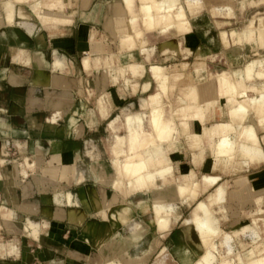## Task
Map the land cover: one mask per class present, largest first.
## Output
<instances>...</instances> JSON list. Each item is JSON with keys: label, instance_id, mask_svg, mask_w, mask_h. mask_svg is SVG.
I'll return each instance as SVG.
<instances>
[{"label": "crops", "instance_id": "obj_1", "mask_svg": "<svg viewBox=\"0 0 264 264\" xmlns=\"http://www.w3.org/2000/svg\"><path fill=\"white\" fill-rule=\"evenodd\" d=\"M38 1L41 8L34 9L37 14L34 16L29 4H37ZM101 1L105 6L91 7L93 0H29L27 3L10 0L1 3L0 38L2 44H0L7 50L0 53L2 63L0 90L7 88L3 91L7 95L10 94L14 102L6 104L7 108L1 104L0 112L9 110L11 116L19 112H50V116L40 114L30 117L27 124L28 131L24 130L25 133H28L26 136L33 137L30 139L28 137L24 144L27 145L29 141L31 143L30 147L33 153L31 162L39 161L34 170L41 172L43 162L48 161V166L42 172L49 175L51 179L59 178L67 182H71V180L82 182L86 180V177L93 176L96 178L97 185L108 186L107 190H104V200H98L99 206L94 203L95 208L100 210L97 213L102 216L109 210L110 200L114 196L111 184L115 179V174L112 179L102 178L105 171L103 166L98 164L100 154L94 153V150L98 149L95 146L96 141L101 140V137L97 136L100 135L97 129L110 130L113 120L119 116L120 121L117 125L119 124L120 130L118 134L124 136L126 129L121 125L123 114L129 111H148L141 107L140 99L149 98L151 93L157 89V84L151 73L153 65L163 67L165 72L178 77L177 84L175 83L174 88L168 93V98L162 99L166 116L171 120L174 117V110L182 105L177 98L185 97L186 87L195 86L198 89L195 108L199 107L198 105L206 99L205 93L209 90L212 94L210 95L211 101H215L216 104L210 105L206 110L202 108L203 119L198 117H195L194 120L174 118V131L170 135V140L163 142L161 148L162 159L159 162L154 161L146 174L151 186L150 189L145 190L144 194L148 200L147 210L142 212L133 202V196L126 197L124 194H118L120 199L115 203L125 202L128 204L131 207L132 216L143 226V235L149 236L150 249L140 264H146L150 255H154L157 259L161 256L160 264H171L172 262V264H181L173 251L179 243L184 242H189L193 246V261L201 253L195 244H201L203 249L209 248L212 235L202 236V231L195 232L192 228H189L187 233L185 230L189 225L194 224L196 218L192 217V223L185 225L183 220L187 217L184 213L187 209L191 211L196 202L212 194L219 184L226 187L227 194L224 204L226 212L224 216L221 213L217 215H219L220 224L226 225L227 231L240 228L243 224L251 222L252 218H264V117L259 119L254 116L252 119H246L249 108L245 107L244 110L238 111L236 108L240 102L238 96L213 99V94L217 92L219 79L224 77L233 80L240 78L244 86L247 87L249 95L260 96V93L264 92V73L261 72V64L264 61V45L255 44L256 34L251 37L253 44L240 37L239 41L234 42L230 37L231 30L241 31L253 20L255 26H259L260 23L264 25V11L261 10L264 7V0H203L205 7L198 6L199 0H181L192 24L189 35L178 36L174 32H169L166 35L156 31L145 32L143 44H138L131 49L128 48V45L123 46L122 41L128 35H133L143 29L139 15V0ZM119 6L122 10L118 12ZM9 7L13 9H8ZM217 7L231 9V15H226L223 10L221 13L214 14L212 9ZM58 11L68 17L69 21L66 23L54 21L42 23L43 20H47L48 15L55 16ZM21 14H30L33 27L27 29L23 26L20 27ZM194 15L195 17H192ZM101 16L103 24L98 26L97 22L100 23ZM239 22L240 26H236ZM104 31L110 32L115 39L107 43L104 38L105 34H100ZM222 31H226L228 34L226 42L222 41ZM253 32L255 33L254 30ZM100 35L101 37L98 38ZM87 56L90 57V70H85L83 64V60ZM130 63L141 66L142 70L136 75H132L129 71L122 74L118 70ZM98 64L101 67L98 66L97 69ZM248 67L249 72H247ZM235 69L242 70L243 76L240 73L238 77L235 74ZM10 75L17 77L14 84L10 81ZM90 83L94 87L90 86ZM171 84H173L172 81ZM2 95L3 93H0V96ZM93 97L94 101L91 105L90 101ZM102 100L104 103H101ZM15 101L19 103H15ZM62 116L66 119L64 132L60 135V139L57 137L45 138L41 131L44 124L54 127ZM2 118L0 113V133L5 134L10 124ZM216 123H231L233 125L234 129L229 133L236 147L233 160L219 158L216 151L217 137L203 136L199 132L201 134L199 143H195V146L190 141V137L195 135L196 129L205 125L207 130L212 132ZM245 124L251 125L255 129L260 147L238 143ZM110 133L112 134L111 130ZM108 154V160L111 161V150ZM46 155H49V159ZM24 162L28 163L21 165L20 173L25 176L26 169L32 168V164L28 157L24 158ZM64 168H68L65 177H63ZM206 175L217 176L218 180L215 185L204 191L202 181ZM15 176L18 175H12L9 170L4 172L0 169V227L3 226L6 234H15L14 238L17 234L25 233L26 237H30L41 245L44 240L53 241L58 238L64 227L69 230L79 227L81 233L74 238L77 242L73 243L72 249L75 251L83 245L89 246V238H87L88 242L80 239L81 225L71 226L66 215L59 218L53 213L61 209L66 214L69 208L81 210L78 207H82L83 211L85 206L90 209L83 220V224L86 225V219L92 210L91 203L88 204L89 202L84 199L82 205L74 207L64 199L62 194L61 196L67 204L63 203L62 205L66 209L61 205L53 210L52 207L45 204L47 202L45 200H26L25 197L29 189H27V185H15ZM38 182L41 184L40 181ZM39 184L37 183L36 188L41 192ZM132 184L130 183L126 187L127 193H130ZM184 185L188 186L191 192L181 196L176 188ZM7 186L14 187L12 193L9 194ZM17 186L21 192L19 195L16 194ZM161 188L164 191L161 200L173 205V216L168 214L164 218L166 228L170 223V229L164 236L163 232L158 231L159 218L152 212L153 201ZM91 189L97 195L98 191L94 186ZM80 191L83 192L82 189H79ZM107 191L111 192L110 196L107 195ZM65 192L78 198V192L75 194L71 191ZM85 194L87 195V193ZM87 196L89 197V195ZM57 197L56 195L55 198ZM57 200L59 199L57 198ZM26 203L34 205L35 210L24 205ZM2 209L5 211L4 216H2ZM198 209H202L200 203ZM7 210H15L43 226L34 232L28 228L29 226H26V221L25 224H22V221L18 219L4 218ZM30 210H34V212L32 213ZM47 211L49 214H45ZM154 216L157 217L155 223ZM111 219L110 216L108 221ZM112 220L111 222L121 230V224ZM168 221L171 222L168 223ZM185 222L189 223L190 219ZM148 228L151 229V232L148 231ZM118 229L115 230V235L121 232H118ZM30 230L31 234L38 239L28 235ZM232 232L234 234L235 231ZM2 238L0 236V264H28L18 258L23 254L21 247ZM116 240L118 242L120 237ZM249 242L248 234L240 235L234 240L235 248L241 251L246 264L253 258V252L264 251V241L261 246L242 251L241 245H249ZM9 244L16 247L13 252L10 251ZM164 246L168 249L160 253ZM129 247L126 250H131V246ZM114 250V255L123 257V262L120 263L128 264L126 263L127 253H125L127 251H121L118 247H115ZM25 254L26 252L23 255ZM34 255L27 253V256L33 258ZM52 255L54 259H58L56 254ZM53 258L47 263L55 264ZM72 262V258L68 257L67 264H73ZM44 263L46 261H32L29 264Z\"/></svg>", "mask_w": 264, "mask_h": 264}, {"label": "bare ground", "instance_id": "obj_2", "mask_svg": "<svg viewBox=\"0 0 264 264\" xmlns=\"http://www.w3.org/2000/svg\"><path fill=\"white\" fill-rule=\"evenodd\" d=\"M17 1H23L24 3L29 2V0H17ZM139 3H140L139 15L143 29L135 32L133 35H128L127 38H124L122 41L123 46L128 45V48L131 49L138 44L139 45L143 44V41L145 40L143 36L144 33L150 31L164 33L163 35H166L169 32H174L178 36H187L191 33L192 24L189 15L186 12L185 7L183 6L181 0H139ZM199 5L205 7L204 1L199 0L198 6ZM29 6L34 16L36 14L34 9L36 7L41 8L40 2L37 4L36 3L29 4ZM119 8L120 9H118V12L122 10L121 6H119ZM212 10L214 14L221 13V10H223L225 11L226 15L228 16L231 15V9L225 7H217ZM191 13H194V11H191ZM30 17H31L30 14L29 15L21 14L20 19L22 20V22L20 24L21 25L20 27L23 26L26 29L31 26L33 27ZM192 17H195V15ZM47 21L66 23L69 21V18L60 14L58 11L56 12L55 16L48 15L47 20L46 21L43 20L42 23ZM1 24H2V13L0 7V25ZM253 30L255 31V33L253 32ZM253 35L257 36L256 39L257 41L255 44L264 45V25L260 23L259 26H255L254 20L248 23L243 30L241 31L231 30L230 32V37H232L234 42L239 41V37H240L243 40L246 39L251 44H253V40L251 38ZM221 37H222V41L226 42L228 38L227 32L222 31ZM83 64L85 70H88L90 68L89 56L85 57V59L83 60ZM98 66L101 67L98 64L96 66L97 69ZM118 70L122 74H124L126 71H129L132 75H136L137 73H139L140 70H142V68L141 66L135 63H130L123 69H118ZM165 71L166 70L163 67H160L158 65H153L151 67V73L153 75L155 82L157 83V89L154 93H151L149 98L140 99L141 107L144 110L148 109V111H142V112L129 111L123 114L121 125L123 128L126 129V134L124 136L118 134L120 130L119 124L117 125V123H119L120 121L119 116L115 120H113V123L110 125V130L113 134L112 135L113 144L111 146V154H112L111 164L115 174V179L111 185H112V189L114 190V196L110 200L109 210L106 213H103L102 217L107 218V216L109 215L112 217V219L118 221L121 224L122 226L121 233H119L120 240L118 241L117 246L118 249L121 251H125L129 246H131V250H126L127 252H125L127 253L126 263L128 264H140V261L144 260L146 254L150 249V243H149V236L143 235L144 229L142 224L140 223V221H138L135 217L132 216L131 207L125 202H122V204H115L120 199L118 194H124L126 195V197L133 196L134 198L133 202L135 203V205L138 206L142 212H145L147 210L148 200L145 198L144 194H145V190L151 188L146 178V174L148 173L149 168L153 165L154 161L156 162L161 161L162 159L161 148L163 142L170 140L171 137L170 135L174 131V126H173L174 118L181 117L185 119L190 118L194 120L195 117H198L200 119H203L204 115L202 114V108L206 110L210 105L216 104L215 101H211L212 98H210L211 97L210 95L212 94L208 90L205 93L206 99L201 104L198 105L199 107L195 108L196 105L195 103L197 102V96H198V89L195 86H188L186 87L185 90L186 91L185 97H181V96L178 98L176 97L182 105L174 110L173 119L172 120L169 119L164 111L162 99L164 97L168 98V93L174 88V85L178 77H175L174 75L167 73ZM249 71L250 70L248 67L247 72ZM241 72L242 70L235 69V74L238 75V77L240 76ZM261 72L264 73V61L261 64ZM16 79L17 77L15 75H10V81L12 84L15 83ZM171 81L173 82V84H171ZM213 95H214L213 98L214 100L218 98L224 99L226 97L235 98L236 96H238L240 98L238 107H236L238 108V111L244 110L245 107L246 109L249 108L248 109L249 114L247 115L246 119L248 118L252 119L254 116L257 117V114H260L259 119L264 117V92L260 93V96L249 95L247 93V87L244 86L240 78L238 79L236 78L235 80L226 77L220 78L217 87V92L214 93ZM101 103H104L103 100L101 101ZM215 126L216 127L212 132L208 131L205 125H202L200 129H196L197 131H195V135L193 137H190V141L192 145H194L195 143L196 144L199 143V140L201 138L200 133H202L203 136L209 135L210 137H217L216 151L219 158L233 160L236 147L234 142L230 138V134H229L234 129L233 125L231 123H216ZM238 139H239L238 142L239 144L247 143L252 147H260L255 133V129L251 125L245 124ZM67 169L68 168H64L63 177L66 176ZM20 172L21 170L18 169V166H15L14 169L12 170V175L13 174L19 175ZM217 180H218L217 176L206 175L202 181L203 183L202 189L205 191L206 188L215 185ZM36 182H38L37 179ZM130 183H133L131 185V191L130 193H127L126 187H128V184ZM176 189L181 196L188 194L190 192L188 186L186 185L177 187ZM163 193H164L163 188L158 190L157 197L154 199L152 205V208L154 210V215H156L159 218L158 222H160L159 223L160 225L158 227L159 229L162 230L167 227L166 225H164V218H166V215L168 216V214L171 215L172 213L170 211L173 209L172 203L167 204L161 200L164 196ZM226 194H227L226 187H224L223 185L220 186L219 184V186L215 189V191L212 194H210L211 195L210 203L207 201L200 204L202 208L201 215H199L200 209L196 210L195 213L196 220L194 224L189 225L187 230H185L186 232L187 231L189 232V228H192L195 232H199V230L202 231L201 232L202 236H206V235L210 236V235H216L217 234L216 231L219 228V233H221L224 241L223 252H219V254L216 255L217 253H215L214 251L216 245H213L211 247L210 245H208L210 248L203 249L201 244L196 243L195 245L198 247V249H200L201 253L199 255L197 254L198 256L194 258V260L192 261L194 257L193 246L189 242L187 243L184 242L181 244L179 243L174 248L173 252L177 260L180 261L181 264H235L234 262H230L228 260V257L230 255L235 254L238 251V250L236 251L234 244L235 234L229 233V231H226L221 227L220 218L219 215H217L218 213H221V215L224 216L226 212V207L224 206L226 200ZM87 195L84 192L80 191L78 194V198H75L71 193H67V192H63L62 196L69 203H71V206L74 207L78 206L79 204L82 205L84 199L87 202H89L88 204L93 202V204L95 203L96 205L98 204L99 206L98 200L95 196L88 197ZM55 201H59V200H56L55 198ZM64 204L67 205L66 202ZM45 214H49V212L47 211L45 212ZM53 215L59 218H62L64 215H66L68 223L71 226H78L74 223V221L69 220L68 212L64 214L63 210L60 209L55 213H53ZM4 218L18 219L22 221V224H25L27 222L26 226L27 227L29 226L28 228L31 229L32 231L34 230V232H37V229L43 226V225L40 226V224H38L36 221L34 222L33 220L26 218V215L16 212L15 210H7ZM262 220H264V218H262ZM243 225H247L245 228V233L247 231L248 235L250 236L249 238L255 239L256 241L255 247L261 246L262 232L260 230V227L257 225V223L250 224L249 222ZM81 226H82V234L80 235V239L84 242H88L87 239L88 225L82 224ZM232 231H235V229H233ZM165 249L168 248H166L165 246L162 247L160 253L165 251ZM239 256L241 262L243 264H246L242 254H239ZM252 257L253 258H251V260L249 259L250 262L248 264H264V251H261L259 253L253 252ZM105 263L118 264V263H114L113 261H107Z\"/></svg>", "mask_w": 264, "mask_h": 264}, {"label": "rangeland", "instance_id": "obj_3", "mask_svg": "<svg viewBox=\"0 0 264 264\" xmlns=\"http://www.w3.org/2000/svg\"><path fill=\"white\" fill-rule=\"evenodd\" d=\"M10 0H0V4L9 2ZM14 1V0H11ZM17 1V0H15ZM238 1V0H237ZM19 2V1H17ZM101 0H93V3L91 5V7H101V6H105L102 5L103 3H101ZM9 5L11 6V4L9 3ZM8 9H13L11 7H9ZM262 11H264V7L261 9ZM102 16L100 17V23L97 22L98 26H101L103 24V19H101ZM236 26H240V22L236 24ZM102 29V28H101ZM103 30V29H102ZM100 34H105L104 38L106 40L107 43L112 42L115 38L114 36L108 32V31H104V33H100ZM144 36V35H143ZM142 36V38H143ZM101 35L98 37L100 38ZM0 43L2 44V39L0 38ZM0 44V53L4 52L5 50H7V48L5 47V49L3 48V46ZM4 49V50H3ZM11 51V49H10ZM1 61H0V68H1ZM28 74V73H27ZM157 84V83H156ZM90 86L94 87V85L92 83H90ZM3 90H7V88L0 90V93H3L2 96H0V108L3 106L5 108L6 104H10L13 101V98L10 97V94L7 95L6 93H4ZM6 100V101H4ZM94 101V97L93 99L90 101L91 105L93 104ZM78 102V101H76ZM15 103H19L17 101H15ZM2 104V106H1ZM3 116L2 119L6 120L7 122H9V127L6 129L7 133L5 134H1L0 133V169L3 170L4 172L6 171H10L12 172V170L14 169L15 166H18V169L21 170V165H24L28 162H24V158L28 157L30 159L33 158V153L31 150V143L30 141L28 142L27 145L24 144V142L27 140V138H33L32 136H26L28 133H25L24 130L28 131V121L30 117H35V116H39L40 114H44L45 116H50V112L46 111V112H41V111H33V112H19L17 114H15L14 116L9 115L10 111L8 110L7 112H0ZM260 114H257V117L259 118ZM45 118V117H44ZM65 117H60L57 121V124H55L54 127L49 126L44 124V126L41 128L42 131V135L45 138H54L57 137V139H60V135L63 134L64 132V125H65ZM46 121V119H44ZM104 126V125H103ZM100 132V136L101 140H97L96 141V145L98 149L94 150V153H99L100 154V158H99V165L103 166L104 171H105V175L104 179H112L114 176V171L112 168V164L111 161L108 160L109 154L108 152L111 150V146L113 144V136L110 133V130H104L103 128L97 129ZM96 131V132H98ZM60 145V144H59ZM58 145V146H59ZM99 151V152H98ZM47 159H49V155H46ZM2 160V161H1ZM38 160H35L34 163L31 162L32 164V168H28L26 169L27 174L24 176L21 173L16 177H14V180L16 182L15 185H19L21 186V184L23 185H27V189L28 192L26 194V200H33V199H39V200H45L47 201L45 204L52 207L53 210H56L57 207H60L64 202L63 198H62V194L65 191H71L72 193H79V189H82V191L84 193H87L89 196H96V198H98L97 200H104L103 195H104V190H107L108 186H106L105 184L104 187L102 184L97 185L96 184V178H94L93 176H88L86 177V180L82 181V182H76V181H72L71 182H67V181H62L59 178H55V179H51V177L47 174H43L42 170L48 166V161H44L41 167V172L36 171L34 169L35 166L38 165ZM85 166V165H83ZM40 174V175H39ZM37 179L38 181H40L41 184H39V182H36ZM55 180V181H54ZM37 183L39 184V186H41L42 191L39 192L38 189L36 188ZM97 185V186H96ZM94 186V188L98 191L97 195H95L96 193L91 189ZM106 186V187H105ZM13 188L14 187H10L7 186L6 189H8L9 194L13 192ZM191 192V190H190ZM189 192V193H190ZM20 189L18 188V186L16 187V194H20ZM111 192L107 191V195L110 196ZM194 194V193H192ZM58 196L57 198L60 200L59 202L55 201V196ZM77 195V194H76ZM207 197V196H206ZM202 199L199 200L198 202H196L195 204L196 207L193 209H187L185 211V216L187 218H185L183 220V223L185 225L191 224L192 223V217L196 218V210L197 207L199 206V203H203V202H209L210 203V197L211 195H209L207 197V200ZM56 198V200H57ZM21 201V199H20ZM105 202V201H104ZM27 205L28 207H30L31 209L36 208L34 205H29L28 203L24 204ZM22 205V206H24ZM42 205L44 206V204L42 203ZM91 207L92 210L90 212V216L87 217L86 219V225H88V238H89V246L88 245H83L82 247H79L78 250H73V243H76L77 241L74 239L75 237H78V235L81 233V228L77 229H68L67 227H64L63 232H61L58 236V238L54 239L53 241L50 240H44L42 241L43 243L40 245L38 242H35L34 240H32L30 237H26L25 233L22 234H17L14 238L13 236L15 235H8L6 234L3 226L0 227V236H2L3 240H9V242H14V244H17L18 246L21 247V251L23 252V254L26 252L25 255L22 254V256H19V260L22 262H27L28 264L31 263L32 261H46V263L44 264H48L47 262L50 261L51 258H53L52 254H56L58 259H54L55 264H67V260L68 257L72 258V263L73 264H105V262L107 261H113L114 263H118V264H122L120 262H123L122 258L120 256H116L114 255V249L115 247H118V242L116 239H119V234L115 235V230H117L119 227L117 225H115L114 223H112L111 221H113L111 219V221H108V219H110V216L108 215V219L107 218H103L99 213H97L99 210V208H95L93 202L91 203ZM16 207V206H15ZM62 208H65V206H61ZM81 210H77L75 208H69L68 212V216H69V220L70 221H74V223L78 226L83 224V220L85 218V216L89 213V210L87 207L84 206V210L82 211V207H78ZM200 208V207H199ZM66 209V208H65ZM35 210V209H34ZM34 210L32 211V213L34 212ZM193 210V211H192ZM153 215H154V211L152 210ZM190 212V215H189ZM5 211L2 209V216H4ZM171 216H173V210H171ZM28 215V214H27ZM199 215H201V210L199 211ZM189 216V217H188ZM198 216V215H197ZM168 218V217H167ZM30 219V218H29ZM103 219V220H100ZM157 217L154 216V223L157 221L156 220ZM189 223H186L185 221L189 220ZM32 220V219H31ZM34 221V220H33ZM37 222V221H36ZM171 221H168V223ZM43 223V222H42ZM46 223V222H44ZM167 223V225H168ZM257 223V225L260 227V230L262 232V241H264V220H262V218H252L250 224H254ZM45 225V224H44ZM158 226V224L156 223V227ZM247 225H242L240 228L235 229L234 232V239L239 238L240 235H245L248 234L247 231L245 233V228ZM107 227V228H106ZM221 227L227 231V227L225 224H221ZM170 229V223L168 228H166L165 230H158L159 232H163V235H165L168 230ZM113 230V231H112ZM176 230V228H175ZM121 230L118 229V232H120ZM148 231L151 232V229L148 228ZM109 232V233H108ZM165 232V233H164ZM32 231L30 230V233H28L29 236L33 237L34 239H38L35 238L32 234ZM121 233V232H120ZM216 235H212L210 241H209V245L210 247L213 245L215 246V252L217 253L216 255H218L219 252H223L224 250V246H223V237L221 235V233H219V228L216 231ZM229 233H232V231H229ZM110 234V235H109ZM221 235V236H220ZM116 236V239H115ZM249 236V235H248ZM250 237V236H249ZM216 238V239H215ZM215 240V241H214ZM239 241V240H238ZM219 245H218V243ZM241 242V241H240ZM255 239H250V242L248 243L249 245L246 244H242V251H246L250 248L255 247ZM211 243V244H210ZM216 243V244H215ZM241 244V243H240ZM92 246V247H91ZM10 247V251L13 252L16 247L13 244H9ZM209 247V246H208ZM209 247V248H210ZM204 248H206L204 246ZM162 249V248H161ZM51 250V252H50ZM73 250V251H72ZM38 251H40V253H38ZM56 251V252H54ZM237 251V249H236ZM31 253L34 255V258L32 256H27V253ZM37 253V255H36ZM52 253V254H50ZM239 254H241V251L238 250L235 254H232L228 257V260L230 262H234L235 264H243L240 260V256ZM42 255V256H41ZM56 260V261H55ZM161 260V256L157 259V257H155L154 255H150L148 257V260L146 261V264H160ZM237 260V261H236ZM173 263V262H172ZM171 263V264H172Z\"/></svg>", "mask_w": 264, "mask_h": 264}]
</instances>
